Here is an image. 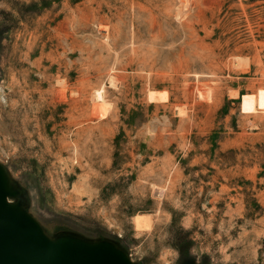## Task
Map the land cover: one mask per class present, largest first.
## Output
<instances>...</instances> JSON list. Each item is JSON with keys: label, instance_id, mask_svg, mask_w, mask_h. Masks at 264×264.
<instances>
[{"label": "rangeland", "instance_id": "obj_1", "mask_svg": "<svg viewBox=\"0 0 264 264\" xmlns=\"http://www.w3.org/2000/svg\"><path fill=\"white\" fill-rule=\"evenodd\" d=\"M0 166L53 240L264 264V0H0Z\"/></svg>", "mask_w": 264, "mask_h": 264}, {"label": "water", "instance_id": "obj_2", "mask_svg": "<svg viewBox=\"0 0 264 264\" xmlns=\"http://www.w3.org/2000/svg\"><path fill=\"white\" fill-rule=\"evenodd\" d=\"M0 168L2 167L0 166ZM4 193H5L4 190L0 187V198L3 197ZM12 193H13V189L10 194ZM13 206H21V205H13ZM51 240L52 241L64 240L72 244H78V243L87 244L81 241H69L66 239H57V240L51 239ZM97 244L110 245L107 243H97ZM97 244H87V245H97ZM0 264H125V263L120 261L115 256L104 253L102 251L60 249L47 237H45L38 230V228L33 222L22 218H18L12 213H8L0 222Z\"/></svg>", "mask_w": 264, "mask_h": 264}, {"label": "bare ground", "instance_id": "obj_3", "mask_svg": "<svg viewBox=\"0 0 264 264\" xmlns=\"http://www.w3.org/2000/svg\"><path fill=\"white\" fill-rule=\"evenodd\" d=\"M95 94V100H96V106H95V111L98 109L99 106L97 105H104L105 109L107 106V103L105 102L104 96H103V90L98 89L94 92ZM155 95V94H154ZM152 98L153 93L150 95ZM157 97V96H156ZM155 98V97H154ZM162 98V97H161ZM104 113V112H103ZM102 114V113H101ZM0 187L4 190V195L3 197L0 198V222L1 220L8 214L12 213L18 218H22L25 220H29L33 222L38 230L45 236L47 235L44 233L42 230L41 226L37 221L31 218L24 210H22L19 206H13L8 202V194L10 193V186L8 184L7 176L5 174V171L0 168ZM133 225L135 229L141 230L144 228H148L150 225V216L149 214H136L132 218ZM152 224V223H151ZM48 238V237H47ZM51 242H53L58 248L60 249H66V250H97V251H102L104 253L110 254L118 258L120 261H122L125 264H133L127 256L123 254V252H120L117 250L115 247L106 245V244H97V245H87V244H72L68 243L64 240H59V241H52L50 238H48Z\"/></svg>", "mask_w": 264, "mask_h": 264}]
</instances>
